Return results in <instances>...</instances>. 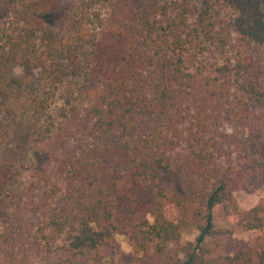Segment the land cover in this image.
Here are the masks:
<instances>
[{
	"label": "trees",
	"instance_id": "16d2710c",
	"mask_svg": "<svg viewBox=\"0 0 264 264\" xmlns=\"http://www.w3.org/2000/svg\"><path fill=\"white\" fill-rule=\"evenodd\" d=\"M185 1L175 7L150 6V13L138 17L131 8L135 0H102L109 11L107 29L99 28L89 43L85 62L90 84L83 88L73 82L72 62L65 58L79 41L77 26L93 23L88 4L77 2L71 7L76 19L57 38H49L37 56L39 79L0 82V97L8 88L14 91V110L23 116L0 129L1 222L8 221L9 207L18 201L14 184L30 161L28 139L50 136L53 143H64L72 119L78 118L76 93L84 89L92 120L89 144L47 184L44 196L54 204L44 210L46 222L39 229L46 245L65 235L67 261L73 264L79 258L99 260L117 233L161 253L168 244H178L185 229L195 227L196 239L182 246V258L171 264H264L262 248L236 247L233 254L221 255L206 247L208 239L214 242L223 235L214 224L219 208L226 217H235L239 228L264 229V205L240 210L232 181L212 167L225 128L264 129V62L247 56L232 59L226 52L233 30L241 41L264 47V0ZM11 7L7 2L5 9ZM28 11L22 7L20 14ZM3 17L0 13V38L14 48L13 61L27 67L34 56L27 57L8 33L10 18ZM126 39L130 44L123 52L119 45ZM208 48L220 63L197 62ZM59 88L64 96L56 94ZM32 156V179L42 180L49 152L43 158L37 149ZM160 172L176 178L178 188L162 186ZM254 179L260 188L263 172ZM35 181L30 184L36 186Z\"/></svg>",
	"mask_w": 264,
	"mask_h": 264
},
{
	"label": "rangeland",
	"instance_id": "374dc122",
	"mask_svg": "<svg viewBox=\"0 0 264 264\" xmlns=\"http://www.w3.org/2000/svg\"><path fill=\"white\" fill-rule=\"evenodd\" d=\"M81 1L88 4L89 18L93 23L92 25L82 23L77 26L79 30L76 35L79 41H75L70 47L73 51L71 56L68 58V55H65V58L68 63L72 62L70 64L73 82L75 81L82 88L84 84L89 85L87 76L90 68L86 65L85 56L90 50L89 43L94 42L100 33L98 29L106 28L104 22L109 15L102 0H12L13 3L11 0H0V13L4 14L2 21L8 16L10 18L8 22H11L8 33L12 34L13 39L27 50V57L34 56L27 67L14 62L11 57L14 48L0 38V82L4 83L12 78L19 80L20 77L36 82L41 74L37 56L46 50L49 38H57L59 36L57 33L62 27H67L71 18L76 19V16L71 13V7L75 9L77 2ZM7 2L12 4L9 11L5 9ZM181 2L187 4L185 0H135L131 8L134 15L139 17V15L146 16V13H150V6L167 3L175 7V4ZM22 7L29 10L28 15L20 14ZM229 39L226 52L230 58L247 56L259 63L264 62V47L241 41L237 30L230 33ZM129 44L128 39L121 41L119 49L124 52L128 50ZM196 60L197 62H221L219 55L210 48L202 55H198ZM85 91L81 89L76 93L75 104L79 111L78 118L72 119V125L68 130L69 137L64 143H53L50 136H31L25 145L29 148L26 156L30 161H34L32 152L37 149L40 150L43 158L45 153L49 152V160L43 161L42 180L35 181V178L32 179L34 166L27 159L28 169L22 171L21 177L14 184V190L19 195L16 197L18 201L9 207L11 215L8 221H0V264H69L68 254L65 251L67 244L65 235H57L55 239L48 241L49 245H46L47 241L39 237V229L43 228L46 222L44 210L54 204L52 199L44 196V192L48 189L47 184L54 181L58 170L74 153L79 154L88 147L86 133L92 120L88 117L90 99ZM7 94L8 97H3ZM7 94L4 92L0 97V129L6 126L11 127L15 122L23 119L22 114L14 110V91L8 88ZM56 94L59 97L65 95L62 88H59ZM62 102L63 100L57 101V105L60 106ZM223 134L225 136L219 138L214 151L213 169L232 181L234 197L240 210H249L258 204L264 205V184L257 188V179H254L256 174L261 172L264 174V129L256 127L236 131L227 127ZM227 168H232L237 173L227 171ZM158 177V181L167 189L179 186L176 178L170 174L160 172ZM32 181L37 182V185L32 186L30 184ZM168 216L173 218L175 214L169 211ZM235 221V217H226L219 208L215 213L214 224L216 229L223 231V235L214 242L208 239L206 247L221 255H231L236 247L243 246L264 249V229L246 231L235 226ZM197 235L195 227H189L182 232L178 244H168L161 253H158L150 244L142 246L129 239L126 233H117L101 252L102 257L99 260L79 258L72 262L73 264H171L174 260L182 258L181 247L188 242H193Z\"/></svg>",
	"mask_w": 264,
	"mask_h": 264
}]
</instances>
